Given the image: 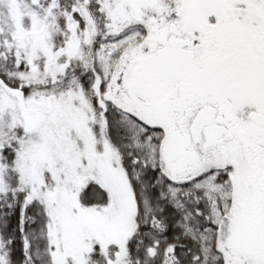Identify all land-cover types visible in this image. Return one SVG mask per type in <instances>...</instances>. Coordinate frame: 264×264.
<instances>
[{
    "label": "snow or ice",
    "instance_id": "1",
    "mask_svg": "<svg viewBox=\"0 0 264 264\" xmlns=\"http://www.w3.org/2000/svg\"><path fill=\"white\" fill-rule=\"evenodd\" d=\"M0 264H264V0H0Z\"/></svg>",
    "mask_w": 264,
    "mask_h": 264
}]
</instances>
